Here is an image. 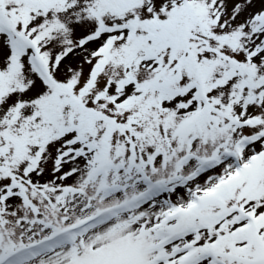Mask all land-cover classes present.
<instances>
[{"label": "snow or ice", "instance_id": "1", "mask_svg": "<svg viewBox=\"0 0 264 264\" xmlns=\"http://www.w3.org/2000/svg\"><path fill=\"white\" fill-rule=\"evenodd\" d=\"M0 264H264V0H0Z\"/></svg>", "mask_w": 264, "mask_h": 264}]
</instances>
